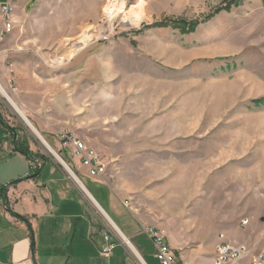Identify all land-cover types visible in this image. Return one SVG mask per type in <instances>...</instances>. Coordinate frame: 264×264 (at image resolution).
I'll return each mask as SVG.
<instances>
[{"label": "rangeland", "instance_id": "rangeland-1", "mask_svg": "<svg viewBox=\"0 0 264 264\" xmlns=\"http://www.w3.org/2000/svg\"><path fill=\"white\" fill-rule=\"evenodd\" d=\"M29 1H12L0 42L9 98L45 86L30 102L53 138L70 133L99 153L170 242L214 247L223 235L264 248V0ZM5 99L9 131L93 193L70 152L39 141Z\"/></svg>", "mask_w": 264, "mask_h": 264}, {"label": "crops", "instance_id": "crops-1", "mask_svg": "<svg viewBox=\"0 0 264 264\" xmlns=\"http://www.w3.org/2000/svg\"><path fill=\"white\" fill-rule=\"evenodd\" d=\"M44 87H34L31 94L16 93L15 103L44 142L59 152L56 137L45 128L40 110L30 102L39 98L33 93H44ZM6 120L10 118H3L0 106V264H159L146 232L154 227L163 232L167 243L170 241L154 213L137 212L130 206L116 174L90 178L70 156L74 173L93 190L80 182L87 195L34 138L20 137L23 134L19 126L9 131L11 124ZM100 213L109 225L107 218L111 221L122 239L113 236L116 247L109 256L100 254L106 246L103 234L107 231ZM219 236L223 235H218L214 247L206 248L170 242L176 264H214Z\"/></svg>", "mask_w": 264, "mask_h": 264}, {"label": "built area", "instance_id": "built-area-1", "mask_svg": "<svg viewBox=\"0 0 264 264\" xmlns=\"http://www.w3.org/2000/svg\"><path fill=\"white\" fill-rule=\"evenodd\" d=\"M8 0L0 3V35L6 31L7 21L5 19V11H7ZM12 32V31H11ZM3 43H0V46ZM56 140L61 149L70 152L72 159L77 160L79 165L84 168L90 178H100L107 174V163L102 159L99 153L88 148L80 139L66 132H59ZM128 207V202H124ZM248 220L241 221V226L246 227ZM147 237L154 249V257L159 264H176V256L173 249L167 243L163 232L151 227L146 232ZM113 234L107 229L103 234V240L106 246L101 249V256H109L116 247V242L112 240ZM220 243L215 247L213 263L214 264H243L244 260H248L247 264H259L263 260L264 248L253 251L256 248L257 242L250 239L247 242L240 244H231L223 241V236H219ZM125 243V242H124ZM20 264H27L22 262Z\"/></svg>", "mask_w": 264, "mask_h": 264}, {"label": "bare ground", "instance_id": "bare-ground-1", "mask_svg": "<svg viewBox=\"0 0 264 264\" xmlns=\"http://www.w3.org/2000/svg\"><path fill=\"white\" fill-rule=\"evenodd\" d=\"M12 1L13 0H8V7H7V11H5V19H6V21H7V24H6V31H4V32H1V35H0V42L4 39V37H6V35H7V33L9 32V29H10V22H9V10H10V8H11V4H12ZM132 8H135L134 6L132 7ZM89 39V37L87 36V35H85L79 42H78V44L81 46V45H84L85 44V42L87 41ZM0 95L3 97V98H8V100H6L8 103H9V105L11 104L12 105V107L14 108V110L17 112V114H20V115H22V117H25V115H24V113H23V111L22 110H20L19 108H18V106H17V104L11 99V98H9V96L7 95V93L5 92V90L3 89V87H2V85H1V83H0ZM26 118V117H25ZM26 120V119H25ZM25 120L24 119H22V121L26 124V126L31 130L32 129V127H31V125H30V123L28 122V120H26L27 121V123L29 124H27L26 122H25ZM32 130H34V129H32ZM39 135V134H38ZM40 137V136H39ZM40 140L42 141V139H41V137H40ZM69 171V170H68ZM70 172V171H69ZM70 174L72 175V177L76 180V177L72 174V172H70ZM76 182L79 184V186L82 188V190L84 191V192H86L87 193V191H86V189L80 184V182H78V179L76 180ZM87 195H88V193H87ZM107 220H108V222L111 224L110 226L115 230V232H116V234L119 236V234H118V232H117V229L115 228V226L111 223V221L107 218ZM120 237V236H119ZM121 238V237H120ZM127 243V242H126ZM259 264H262V262L260 261V263Z\"/></svg>", "mask_w": 264, "mask_h": 264}, {"label": "water", "instance_id": "water-1", "mask_svg": "<svg viewBox=\"0 0 264 264\" xmlns=\"http://www.w3.org/2000/svg\"><path fill=\"white\" fill-rule=\"evenodd\" d=\"M35 2H36V0H30L29 2H28V4H27V6H26V9L27 10H29L34 4H35ZM25 122L27 123V121L25 120ZM28 124V123H27ZM29 125V124H28ZM31 131L35 134V136L39 139V141H40V137H39V135H38V133L35 131V129L34 130H32L31 129ZM52 155H53V157L56 159V157H55V155L52 153ZM62 166H63V168H65L64 167V164H63V162L61 161V160H59L58 161ZM261 221H263V219H261Z\"/></svg>", "mask_w": 264, "mask_h": 264}, {"label": "trees", "instance_id": "trees-1", "mask_svg": "<svg viewBox=\"0 0 264 264\" xmlns=\"http://www.w3.org/2000/svg\"><path fill=\"white\" fill-rule=\"evenodd\" d=\"M21 153L25 154V155H28V153L26 151H21L19 150Z\"/></svg>", "mask_w": 264, "mask_h": 264}]
</instances>
